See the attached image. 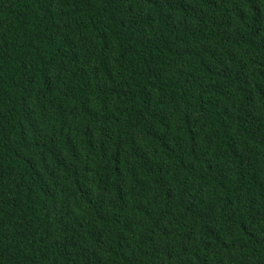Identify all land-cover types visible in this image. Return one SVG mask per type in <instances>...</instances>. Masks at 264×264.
<instances>
[{"label":"trees","instance_id":"16d2710c","mask_svg":"<svg viewBox=\"0 0 264 264\" xmlns=\"http://www.w3.org/2000/svg\"><path fill=\"white\" fill-rule=\"evenodd\" d=\"M0 264H264V0H0Z\"/></svg>","mask_w":264,"mask_h":264}]
</instances>
